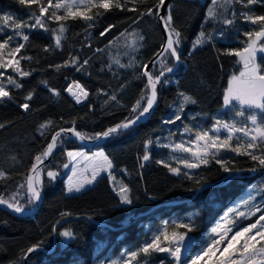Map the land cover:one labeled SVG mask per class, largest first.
Listing matches in <instances>:
<instances>
[{"label": "trees", "instance_id": "1", "mask_svg": "<svg viewBox=\"0 0 264 264\" xmlns=\"http://www.w3.org/2000/svg\"><path fill=\"white\" fill-rule=\"evenodd\" d=\"M156 3L157 0H147V3L127 6L143 11ZM221 3L223 0H218V5ZM169 4L174 25L183 37L178 47V68L162 78L158 105L148 120L109 137L98 147L104 149L114 165L112 175L116 179L109 177L111 190L117 195L114 185L118 187L122 181L131 189L133 204L126 205L123 218L115 221L114 216L123 212L114 206L115 199L109 191L108 194H92V198L84 200L79 207L73 199L67 202V172L64 171V165L70 162L67 152L75 149L92 152L95 148L82 147L63 135V143L43 166L41 207L25 217L0 207V264H123L127 254L138 251L165 226L171 231L173 225L179 223L193 227L184 242L186 255L181 257V264H187L210 242L212 229L226 216L233 217L234 227L239 229L264 214V168L248 156L221 151L217 159L226 160L233 169L225 173L212 158L199 168H185L172 157L187 156L164 147L169 143L186 142L196 130L210 128L217 113L222 119H229V111L222 109L223 93L228 79L238 73L241 65L237 57L224 53L243 46L247 39L243 33L254 26L244 21L240 13L249 10L236 4L235 23L224 25L222 19H231L233 9L225 12L217 6V19H211L208 10L213 7L212 0H172ZM36 10L35 5L28 9L16 0H0V16L12 15L18 21L33 23L29 12ZM251 10L257 15L264 14V0L252 5ZM157 21V14L140 19L138 12L115 8L98 17L93 28H88L80 19H70L60 47H56V33L51 31L58 28L55 21L47 20L48 31L25 28L23 32L29 36L28 41L16 35L12 27L0 32V40L9 35L14 37L12 47L24 44L17 58L31 57L21 60L23 70L31 73L27 77H20L11 68L0 69L5 82L11 75L23 85L15 88L6 84L13 99L0 103V123L5 124L0 129V169L9 174V178L0 181V196L8 199L18 193L21 205L32 209L35 205L28 203L25 177L34 157L43 151L56 131L72 127L75 121L76 130L91 137L134 115L130 109L146 83V78H141L143 65L160 52L164 41ZM108 25L114 27L101 36ZM201 31L212 39L194 49V41ZM133 32L143 36V40L129 35ZM133 39L137 40L136 45L129 46ZM72 57H78L80 64L85 59L89 63L79 71L78 65L57 70V65H64ZM116 60L131 66L120 67ZM175 62L174 57L166 53L150 71L157 75L167 67L173 68ZM258 62L264 65L260 54ZM73 81H78L89 92L88 98L80 103L66 91ZM29 93L32 99L26 101ZM180 93L192 96L197 102L185 104L180 112ZM113 95L117 98L115 101L111 100ZM25 102L30 105L28 111L20 107ZM233 110L235 115L236 110ZM176 114L181 116L180 120H175ZM166 120L174 122L164 123ZM48 121L52 124L41 129L40 125ZM185 127L193 132H185ZM148 140L153 143L146 148ZM146 153L150 159L143 161ZM160 160L179 167L181 174L170 172L157 163ZM253 168L256 171H252ZM47 171H55L56 179L51 180ZM257 207L261 211L254 216H237L238 212H250ZM64 230L72 231L74 237L65 239L60 235ZM34 245L41 249L27 257V250ZM140 260H147L148 264H175L168 253L160 252L142 255Z\"/></svg>", "mask_w": 264, "mask_h": 264}, {"label": "snow or ice", "instance_id": "2", "mask_svg": "<svg viewBox=\"0 0 264 264\" xmlns=\"http://www.w3.org/2000/svg\"><path fill=\"white\" fill-rule=\"evenodd\" d=\"M16 2L28 9H31L33 5L36 6V11H30V18L34 21L29 23L27 21H18L12 15L0 16V32H3L6 27H12L16 35L22 36L24 41H28L29 36L24 34L25 28H40L48 31L47 20L55 21L58 23V28L52 29L55 35L56 47L61 46V40L63 34L68 31L67 21L80 19L84 21L88 28L95 27V23L98 17H101L104 12L111 11L112 9H118L120 11L127 10L129 12L139 13V18L142 19L145 15L158 14V10L165 8V0H157L154 7H149L146 10L141 11L137 7H128V4L136 5L138 3H147V0H16ZM262 3V0H223V3L218 5V0H212L213 7L208 10V17L211 19H217V6L224 8L226 12L229 8H232V18L224 17L222 23L224 25H233L237 16L235 5L239 4L244 9L249 11L241 12L243 20L253 25L254 27L250 31H246L243 35L247 38L243 42V46L238 49L225 50L226 55L235 56L238 58L237 63L241 65L238 74L233 73L227 81V86L223 93V105L225 107L234 108L235 115L238 117H246V121H250V125L247 122H241L240 126H237L236 121L228 122L222 119H216L214 126L210 130H196L194 133V139L181 143H169L164 147L170 148L175 153H188V157H176L172 159L178 160V163L183 164L185 168L194 169L199 168L202 164L207 165L209 158L215 160L217 164H220L225 173L233 172V169L228 166V162L224 159H217L221 151H230L237 155L248 156L252 161H255L257 165L264 168V65L258 62V54L260 59L264 60V14L257 15L251 10V6ZM96 10L93 13V10ZM51 10V11H50ZM63 14H59L60 11ZM100 10H103L100 11ZM166 15L159 16V19L163 21V26L167 31V37L165 43L162 45V53H167L171 57H174L176 61H179L180 56L178 47L183 39L181 31L174 25L172 16V5L168 4L166 9ZM47 17V20L45 19ZM11 22V24H10ZM137 22V21H134ZM114 25H108L104 31L100 33L104 36L109 32ZM124 33H121L123 36ZM129 35L136 36L139 40H143V36L138 33H131ZM14 37L9 35L6 38L0 40V69L11 68L14 72L18 73L20 77H27L31 75L30 72L24 71L21 67V60L31 59V57L19 56L18 54L24 48L23 43L16 44L15 47L11 46V42ZM119 39V37H117ZM212 36L204 31L199 33V36L194 41L193 48L203 45L207 41L211 40ZM136 39L131 41V45L135 46ZM48 49H45L47 51ZM97 51H101L97 49ZM160 56L161 53H157ZM89 61L85 59L82 64L79 63L78 57H72L64 65H57L59 70L61 67L76 66L77 71L87 65ZM115 63L120 67H127L131 65L120 64L119 60ZM144 71L141 73V78H146V83L141 91L140 97L132 105L130 112L134 115L131 118H126L124 121L108 127L106 130L96 133L94 136L88 137L76 130L75 121L72 122V127L61 128L51 136L50 142L43 149V151L34 157V161L31 164L28 174L25 177L27 199L29 204H34L41 199V192L43 186L42 173H44V161L50 157L53 152L62 143V134L72 133L80 140L85 139H107L114 135L120 134L123 130H127L135 125L142 117L149 115L151 110L158 99L157 86L161 83V77L164 72L161 71L157 75L148 70V64L143 65ZM167 72H172V67L165 69ZM7 85H12L15 88H22L17 79L8 75L6 82L4 79V73L0 72V103H3L6 99L12 100L13 97L7 88ZM75 89V90H74ZM55 95H59L55 89H52ZM76 100L80 103L82 100H86L89 96V92L78 81H73L66 89ZM182 102L180 103V112H183L185 104H195L197 101L190 95L180 93ZM32 99V94L29 93L25 100ZM117 98L115 95L111 96V100L115 101ZM22 109L28 111L30 105L25 102L20 105ZM248 110H253L248 112ZM247 113V115H246ZM179 114L175 115V120H180ZM172 120H166L164 123H173ZM52 124V121H48L40 125L41 129H46ZM5 124L0 123V129L4 128ZM184 131L192 133L193 129L185 127ZM226 133L223 137L221 132ZM215 133V134H211ZM43 135V132H41ZM235 141V143H234ZM151 140L146 142L145 147L152 144ZM67 156L72 161L79 160L72 169V175L67 181L68 193H79L85 189L87 185H91L97 181V178L101 176V173H107L108 176L115 180V176L112 175V169L114 167L112 160L104 153L99 151L89 156L85 152H67ZM15 159V158H13ZM143 161L150 159L149 154H145L142 157ZM157 163L163 164L170 172L180 175L181 169L179 167H171L170 164L163 160L157 161ZM83 165V167H81ZM143 167V164L140 165ZM68 167L67 164L64 165ZM126 171V170H125ZM252 171H256L253 168ZM46 175L55 180L57 173L55 171H47ZM187 175V174H186ZM9 178V174L0 169V181ZM227 179V178H225ZM24 188L25 185H20ZM115 191L120 198V202L125 205L133 204V198L131 196V189L128 185L122 181L118 187L114 185ZM14 194L10 198L5 199L0 196V205H5L7 208L13 210L16 213H24L25 207L21 205L17 196ZM248 203L247 201L245 202ZM231 211V210H230ZM260 208L257 207L254 210L245 213L238 212V217H251L260 212ZM236 221L228 219L224 224H218L212 229V233L216 238L210 239V242L194 257H192L187 264H264V214H261L255 222L246 226L240 227L233 232V228ZM179 229H186V231H179ZM193 230L192 225L179 223L174 224L171 231L167 226L162 231L155 234L149 242H146L138 251H133L127 254V259L123 261V264H148L147 260H140V257L149 256L153 252L168 253L175 264H181L182 249L184 248V240L188 235V232ZM231 234V235H230ZM65 238H73L74 233L70 230H64L60 233ZM39 245H34L27 251L34 252ZM118 264V262H114Z\"/></svg>", "mask_w": 264, "mask_h": 264}, {"label": "rangeland", "instance_id": "3", "mask_svg": "<svg viewBox=\"0 0 264 264\" xmlns=\"http://www.w3.org/2000/svg\"><path fill=\"white\" fill-rule=\"evenodd\" d=\"M259 55V54H258ZM238 74V73H237ZM75 90V89H74ZM222 109H223V111H229V113H230V117H229V119L228 120H226V121H228V122H232V121H236L237 122V126L239 127L240 126V124H241V122L243 121V122H247V123H249V125H250V121H246V117H244V118H242V117H238V116H235L234 114H233V112H234V108H232L231 106L230 107H225L224 105H223V107H222ZM251 111H253V110H248V112H251ZM246 115H247V113H246ZM215 120L216 119H222L221 118V116H220V114L219 113H217V114H215ZM214 120V121H215ZM222 120H225V119H222ZM213 126L214 125H212L210 128L208 127L207 129H204V130H210V129H212L213 128ZM211 134H215V133H211ZM220 135L223 137L224 135H226V133H224L223 131L220 133ZM191 139H194V136H192V137H190V139L189 140H191ZM189 140H187V141H189ZM187 141L186 142H184V143H186L187 144ZM99 151H104V149H101V148H95V150H92V152H87V150H84V149H75V150H71V152H85V153H87L89 156H91L93 153H96V152H99ZM105 153V152H104ZM178 154H182V153H178ZM188 158H190V154H188V153H184ZM79 160V157H77V161ZM69 163L67 164L68 165V167L67 168H65V172H67L66 173V177H65V182H66V184H67V181H68V178L72 175V169H73V167L76 165V163H77V161H72V160H70L69 159ZM81 167H83V165H81ZM110 182H111V180H110V178H109V176H108V174L107 173H101V176L100 177H98L97 178V181L95 182V183H93V184H91V185H87L86 187H85V189L84 190H82L81 192H79V193H76V192H73L72 194H70V195H68V197H67V202L69 201V199H73L72 201H74V203H75V206H78L79 207V205H81L82 204V202H84V200H88V198L90 197V198H92L91 196H92V194H97V193H103L104 192V194L106 193V194H108V191H109V193L111 194V195H113V197H114V199H115V194L113 193V191L111 190V186H110ZM66 184H65V186H66ZM117 199V200H116ZM116 199L114 200V201H117V203L119 204V206L117 207V209H119V210H122V209H120V208H122V207H124V209L126 208V205L125 204H122L121 202H120V198H119V196L118 195H116ZM117 204V205H118ZM122 210V212L123 213H117V216L115 215L114 216V218H116L115 219V221H118L119 219H122L123 218V216H124V213H125V210ZM255 209V208H254ZM253 209V210H254ZM119 212V211H118ZM245 213H248V212H245ZM261 215V214H260ZM259 217H255V220H257ZM228 219H233V217H231V216H226V218H224L219 224H224L225 222H226V220H228ZM255 220H254V222H255ZM251 223H253V222H251ZM218 225V224H217ZM216 225V226H217ZM215 226V227H216ZM214 227V228H215ZM236 230H238V229H235V227L233 228V232L234 231H236ZM231 235V234H230ZM212 238H216L215 237V234L214 233H212ZM211 238V239H212ZM65 239H67V238H65ZM187 241V237L185 238V240H184V242H186ZM190 241H192V240H190ZM183 242V243H184ZM186 248H183L182 249V255L183 256H185L186 255ZM198 254V253H197ZM182 257V256H181Z\"/></svg>", "mask_w": 264, "mask_h": 264}, {"label": "water", "instance_id": "4", "mask_svg": "<svg viewBox=\"0 0 264 264\" xmlns=\"http://www.w3.org/2000/svg\"><path fill=\"white\" fill-rule=\"evenodd\" d=\"M170 1H172V0H165V8H164V9H160V10H158V14H157V19H158L157 22H158V25H159L160 29H162L161 32H162L163 40H164V41H163V44H164L165 41H166L167 31H166V29H165L164 26H163V21L159 19V16H163V15H165V13H166V9H167V5L170 3ZM161 49H162V46H161ZM161 49H160V52H158V53H161V55H160V56L155 55V56H154L153 58H151V60L149 61L150 63H148V70L151 69L152 65H154L155 63H158L159 60L162 58V56H164V55L166 54V53H162ZM174 60H175V58H174ZM179 62H180V60L175 62V66H173V68H172L173 71H172V72L164 71V75L161 77V80H162L163 77H165V76H167V75H169V74H172L174 71L176 72V69L178 68ZM160 84H161V83H160ZM160 84L157 86V92L159 91V86H160ZM158 95H159V93H158ZM157 105H158V99H157V102H156V104L154 105L153 109L151 110V113H150L149 115H146L145 117H142V118H141V119H140L135 125H133L131 128H134V126L136 127V126L139 125L140 123H143L144 120H145V121L148 120V119L152 116L154 110L157 108ZM131 128H129V129H131ZM129 129H127V130H129ZM59 130H60V129H59ZM124 131H126V130H124ZM122 132H123V131H122ZM63 135H66V136L71 137V139L75 140V142H76L78 145H80V146L82 145V147H85V148H93V149H94V148L101 147V146L103 145V143L105 142V140H106V139H100V140L85 139V140H80L78 137L74 136L72 133L62 134V136H63ZM107 139H108V138H107ZM55 152H56V151H54L53 154H52L50 157H48V158L44 161V165H46V164L49 163L50 158H52V156L54 155ZM44 165H42L41 167H43ZM26 194H27V193H26ZM34 205H35V206H33L32 209H29V210L25 209V212H24V213H16V212H14L13 210L7 208V206H5V205H0V207H1L2 209H4L5 211H7V212L13 214V215H16V216H19V217H21V216H22V217H25V216H28V215H32V214H34V213L39 209V207H41V199H40L39 201L35 202ZM40 249H41V248H38L36 251H38V250H40ZM34 252H35V251H34ZM31 253H32V252L28 253L27 257H28L29 254H31ZM27 257H26V258H27Z\"/></svg>", "mask_w": 264, "mask_h": 264}, {"label": "crops", "instance_id": "5", "mask_svg": "<svg viewBox=\"0 0 264 264\" xmlns=\"http://www.w3.org/2000/svg\"><path fill=\"white\" fill-rule=\"evenodd\" d=\"M66 189H67V184H66ZM70 194H72V193H68V192H67V190H66V198H67V197H68V195H70ZM112 196H113V195H112ZM115 199H116V195H115ZM116 200H117V199H116ZM117 204H118V203H117V201H115V203H114V206H115V207H118V206H119V204H118V205H117ZM120 209H122V210H123V209H124V207H122V208H120ZM124 210H125V209H124Z\"/></svg>", "mask_w": 264, "mask_h": 264}]
</instances>
